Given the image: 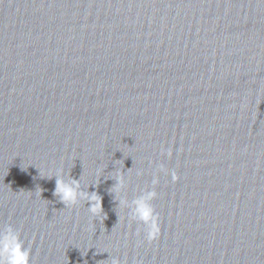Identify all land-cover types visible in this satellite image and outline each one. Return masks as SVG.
Wrapping results in <instances>:
<instances>
[{
	"label": "water",
	"instance_id": "1",
	"mask_svg": "<svg viewBox=\"0 0 264 264\" xmlns=\"http://www.w3.org/2000/svg\"><path fill=\"white\" fill-rule=\"evenodd\" d=\"M117 172L129 202L155 188L156 240ZM6 224L31 264H264V0H0Z\"/></svg>",
	"mask_w": 264,
	"mask_h": 264
},
{
	"label": "clouds",
	"instance_id": "2",
	"mask_svg": "<svg viewBox=\"0 0 264 264\" xmlns=\"http://www.w3.org/2000/svg\"><path fill=\"white\" fill-rule=\"evenodd\" d=\"M169 157L172 155L168 150L166 153ZM161 172L167 173L164 165L159 166ZM140 173H138L139 175ZM51 179L55 177V189L53 195L58 198L64 208H72L81 202L87 204V211L93 217L103 216L101 197L96 192H89L81 184V178L75 179L69 173L55 174L50 176H42ZM81 177V176H80ZM172 180H177V175L171 172ZM115 184L109 190L115 194V200L118 201L119 207L128 209L130 220H134L144 226L145 239L148 242L156 240L161 234L159 222V214L152 205V201L156 199L157 192L153 187L152 190L143 191L140 195L134 197L130 202L122 191L126 187V182L122 173L117 172L114 177ZM158 177L154 176L152 185L158 184ZM111 264H120V260L111 257ZM0 264H31V246H25V241L21 239L20 231L11 224L0 226Z\"/></svg>",
	"mask_w": 264,
	"mask_h": 264
}]
</instances>
